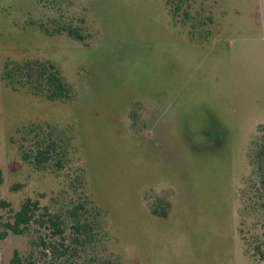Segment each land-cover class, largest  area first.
Wrapping results in <instances>:
<instances>
[{
    "label": "rangeland",
    "instance_id": "obj_1",
    "mask_svg": "<svg viewBox=\"0 0 264 264\" xmlns=\"http://www.w3.org/2000/svg\"><path fill=\"white\" fill-rule=\"evenodd\" d=\"M216 2L218 30L198 43L162 0H76L92 36L85 45L46 36L38 20L56 16L35 0H0V75L7 60H49L73 93L48 102L0 78L1 198L17 209L64 189V178L24 163L11 140L48 123L69 129L122 264H251L237 194L264 127V0ZM26 244L12 234L0 241V264Z\"/></svg>",
    "mask_w": 264,
    "mask_h": 264
},
{
    "label": "trees",
    "instance_id": "obj_2",
    "mask_svg": "<svg viewBox=\"0 0 264 264\" xmlns=\"http://www.w3.org/2000/svg\"><path fill=\"white\" fill-rule=\"evenodd\" d=\"M35 1L56 16L38 20L46 36L64 35L85 45L92 39L81 9L76 8V0ZM162 1L190 40L206 42L218 30L216 0ZM0 78L13 91H24L48 102H67L73 96L71 85L49 60H7ZM258 132L250 143L249 171L237 194L238 235L251 264H264V127H259ZM11 140L24 163L34 170L64 178L65 187L44 204L25 198L17 209L0 196V241L12 234L25 236L27 243L23 253L14 251L9 264H122L108 248L102 211L86 194L69 129L48 123L29 124L18 129Z\"/></svg>",
    "mask_w": 264,
    "mask_h": 264
}]
</instances>
